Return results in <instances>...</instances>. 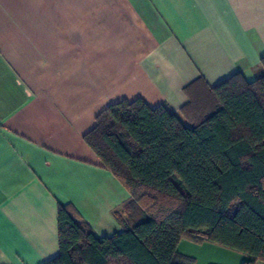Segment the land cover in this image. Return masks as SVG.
<instances>
[{"label":"crops","instance_id":"1","mask_svg":"<svg viewBox=\"0 0 264 264\" xmlns=\"http://www.w3.org/2000/svg\"><path fill=\"white\" fill-rule=\"evenodd\" d=\"M262 56L264 0H0V264L58 255L59 204L99 240L123 231L129 194L84 140L104 109L183 117L231 76L258 78Z\"/></svg>","mask_w":264,"mask_h":264},{"label":"trees","instance_id":"2","mask_svg":"<svg viewBox=\"0 0 264 264\" xmlns=\"http://www.w3.org/2000/svg\"><path fill=\"white\" fill-rule=\"evenodd\" d=\"M260 66L191 99L183 117L141 99L104 109L84 140L129 194L123 231L99 240L59 204L58 255L45 264H195L182 238L264 264V56Z\"/></svg>","mask_w":264,"mask_h":264},{"label":"rangeland","instance_id":"3","mask_svg":"<svg viewBox=\"0 0 264 264\" xmlns=\"http://www.w3.org/2000/svg\"><path fill=\"white\" fill-rule=\"evenodd\" d=\"M116 112H118L120 115L126 114V110H124L122 108L116 109ZM181 241H182L181 244L183 242H187L190 245V248H189V250H187V252L193 253V255L198 257L197 264L200 263L201 259L203 261L208 260L210 262L219 263V264L220 263L221 264H239L240 263L239 260L245 258V256L242 254L236 253L235 251H232L230 249H227V248H224V247H221L218 245H215V247H212L213 248V249H211L212 251L208 252L210 250L208 249L207 245H204V243H207V242L197 243V242L190 241L186 238H182ZM208 244H211V243H208ZM212 245H214V244H212ZM214 248H221V250H222L221 253L217 252V250H215ZM180 249L182 250V246H180ZM225 252H228V253H225ZM229 254L234 256V259L231 258V255H229ZM195 263H196V261H195ZM255 264H263V262L257 261Z\"/></svg>","mask_w":264,"mask_h":264}]
</instances>
